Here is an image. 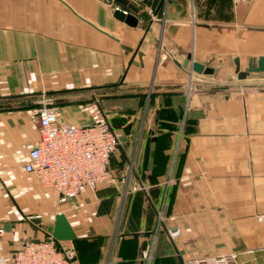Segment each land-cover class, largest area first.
I'll return each mask as SVG.
<instances>
[{
	"label": "crops",
	"instance_id": "0c3cea01",
	"mask_svg": "<svg viewBox=\"0 0 264 264\" xmlns=\"http://www.w3.org/2000/svg\"><path fill=\"white\" fill-rule=\"evenodd\" d=\"M127 1L149 29L116 18L109 0H0V261L46 238L62 212L77 235L62 241L76 264H184L230 252L264 264V81L191 77L172 58L191 53L218 78L236 77V60L241 70L256 65L264 0ZM42 96L64 123L110 120L136 174L83 188L76 208L60 204L24 169ZM168 228L181 232L172 239Z\"/></svg>",
	"mask_w": 264,
	"mask_h": 264
},
{
	"label": "built area",
	"instance_id": "2783aa9c",
	"mask_svg": "<svg viewBox=\"0 0 264 264\" xmlns=\"http://www.w3.org/2000/svg\"><path fill=\"white\" fill-rule=\"evenodd\" d=\"M140 1V0H132ZM244 3L249 0H233ZM151 17L156 18L153 10ZM192 85L186 93L191 99ZM35 108V121L39 138L29 150L24 169L34 174L51 189L60 204L71 203L83 188L96 189L99 184L114 185L117 177L110 170L111 155L122 145L120 134L107 118L84 123H64L54 99L42 96ZM132 171V170H131ZM122 181L126 178L123 176ZM174 180L170 179L169 183ZM162 219V212H159ZM27 218H30L29 216ZM5 232L4 227L0 233ZM179 228H168L172 239L180 234ZM76 264L74 248L58 241L52 234L44 239H30L0 264ZM184 264H241L237 252L206 255L187 259Z\"/></svg>",
	"mask_w": 264,
	"mask_h": 264
},
{
	"label": "water",
	"instance_id": "95a60500",
	"mask_svg": "<svg viewBox=\"0 0 264 264\" xmlns=\"http://www.w3.org/2000/svg\"><path fill=\"white\" fill-rule=\"evenodd\" d=\"M116 8L114 10V16L130 26H137L139 23L144 25L147 29L151 26V21H146L142 14L138 12L136 8L129 5L127 0H109ZM173 61L184 71H186L191 77H200L202 75L209 76V79L216 82L223 83H248V82H260L264 81V75H258L264 73V56L259 57L256 65L250 63L247 69L241 70L238 61L236 60L237 70L236 77L233 78H218L213 77L215 69L207 67L205 64L195 61L192 54H188L183 63L177 61L174 57ZM185 100V97H183ZM47 233L52 234L58 241H73L77 238V235L70 224L67 216L60 212L56 215L54 224L48 225L46 228Z\"/></svg>",
	"mask_w": 264,
	"mask_h": 264
},
{
	"label": "trees",
	"instance_id": "16d2710c",
	"mask_svg": "<svg viewBox=\"0 0 264 264\" xmlns=\"http://www.w3.org/2000/svg\"><path fill=\"white\" fill-rule=\"evenodd\" d=\"M122 121L125 120V117H120ZM177 121V124H172V128L173 129H176L179 130L181 129V126H182V121H183V115L181 114L180 116H177L175 118ZM110 124L112 125V127L114 128V130L117 131V127L115 125H113V123L109 120ZM130 127V123L126 126V128H129ZM118 152L116 153V151L111 155V161H110V170H111V163H112V167L117 169V170H120L122 168L125 167L126 163L129 162V157L127 155H125V152H124V148L122 146H120L118 149ZM174 151H175V154H176V158H175V163H174V169H173V173H175V171H177V167H178V162L180 160V158L182 157V151H181V147H175L174 148ZM116 154H118L119 158L117 159V156ZM172 157V156H171ZM136 169V171H135ZM135 169L133 171V173L136 174V172L138 171L137 170V167L135 165ZM121 172L118 171L117 174H120ZM172 173V176H174ZM118 176V175H117ZM153 182V180H151Z\"/></svg>",
	"mask_w": 264,
	"mask_h": 264
},
{
	"label": "rangeland",
	"instance_id": "374dc122",
	"mask_svg": "<svg viewBox=\"0 0 264 264\" xmlns=\"http://www.w3.org/2000/svg\"><path fill=\"white\" fill-rule=\"evenodd\" d=\"M55 102V101H54ZM118 152V150L116 151V153ZM135 168V165H134V161L132 159H130L129 162L126 163L125 167L120 169V170H117L115 168L112 167V163H111V172L114 174V175H118L117 172L120 171V172H123V173H129V172H132L133 173V169ZM132 169V171H131ZM173 186L177 184V180H174V182L172 183Z\"/></svg>",
	"mask_w": 264,
	"mask_h": 264
}]
</instances>
